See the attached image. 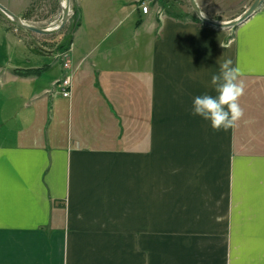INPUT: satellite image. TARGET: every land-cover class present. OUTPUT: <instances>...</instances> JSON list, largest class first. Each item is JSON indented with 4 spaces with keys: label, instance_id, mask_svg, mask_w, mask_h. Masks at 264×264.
Masks as SVG:
<instances>
[{
    "label": "crops",
    "instance_id": "crops-1",
    "mask_svg": "<svg viewBox=\"0 0 264 264\" xmlns=\"http://www.w3.org/2000/svg\"><path fill=\"white\" fill-rule=\"evenodd\" d=\"M83 1L68 70L0 11V47L45 53L0 62V264H264V7L231 33L149 0L103 28ZM196 1L218 21L225 0ZM0 3L22 19L29 0ZM228 58L245 115L216 132L193 101Z\"/></svg>",
    "mask_w": 264,
    "mask_h": 264
},
{
    "label": "rangeland",
    "instance_id": "rangeland-1",
    "mask_svg": "<svg viewBox=\"0 0 264 264\" xmlns=\"http://www.w3.org/2000/svg\"><path fill=\"white\" fill-rule=\"evenodd\" d=\"M10 3L14 4L15 7L19 8L21 5L27 3L28 0H8ZM65 0H29V4L26 10L23 13V20L31 25L40 28H54L56 27L61 18H62V3ZM117 0H102L100 2V17L102 18V26L105 28L109 23L111 25V18L113 15V4ZM255 0H225V7L222 10H214L210 11L212 16L222 22H227L233 20L239 15L243 14L246 11V8L250 7L251 4ZM159 3L162 5L167 12H172L176 15L188 16L194 14L192 7L190 6L189 0H149L148 6L152 3ZM87 4V0L83 1V8L85 9ZM71 18L65 28L61 30L59 33L50 36H43L39 34L31 35V38H34L39 45L46 47L48 49H59V46L64 42L66 37L70 34L76 19L74 17L75 8L77 6L76 0H71ZM215 6L217 3L215 2ZM264 7V6H263ZM10 24H14L8 19ZM15 25V24H14ZM229 32L233 33L234 28L229 30ZM33 42V39H31ZM11 45V54L8 53V43L5 42L4 47H0V62L7 63L10 59H14L13 53L14 51H19L25 48L31 49L32 52L40 57H45V53L42 49L33 42L32 44H15L13 41L10 43ZM240 250H236L238 252ZM248 252V250H246Z\"/></svg>",
    "mask_w": 264,
    "mask_h": 264
},
{
    "label": "clouds",
    "instance_id": "clouds-1",
    "mask_svg": "<svg viewBox=\"0 0 264 264\" xmlns=\"http://www.w3.org/2000/svg\"><path fill=\"white\" fill-rule=\"evenodd\" d=\"M222 48L231 47V43L221 42ZM242 69L238 63L228 58L219 64V72L211 76V84L216 95L203 94L194 98L192 114L210 122L216 131L227 132L234 129L244 117L240 99L245 94Z\"/></svg>",
    "mask_w": 264,
    "mask_h": 264
},
{
    "label": "water",
    "instance_id": "water-1",
    "mask_svg": "<svg viewBox=\"0 0 264 264\" xmlns=\"http://www.w3.org/2000/svg\"><path fill=\"white\" fill-rule=\"evenodd\" d=\"M71 0H65L62 3V18L59 22V24L54 28H40L36 27L34 25H31L27 22H25L23 19H21L19 16L14 14L11 10H9L7 7L2 5L0 3V11L11 21L15 24L16 27L20 29H24L30 32H33L35 34L43 35V36H50L55 35L59 33L61 30L65 28L67 23L69 22L71 18V6H70ZM190 6L192 7L194 13L198 17V19L211 27L221 29V30H231L233 28H236L242 24H244L246 21H248L251 17H253L255 14H257L264 6V0H255L249 8L246 9V11L241 14L239 17L227 21V22H219L215 21L213 19H210L206 17L202 11L200 6L198 5L196 0H189Z\"/></svg>",
    "mask_w": 264,
    "mask_h": 264
},
{
    "label": "built area",
    "instance_id": "built-area-1",
    "mask_svg": "<svg viewBox=\"0 0 264 264\" xmlns=\"http://www.w3.org/2000/svg\"><path fill=\"white\" fill-rule=\"evenodd\" d=\"M141 8L143 13L146 14L149 12L148 4L142 3ZM67 57H68V51H63L60 54H58V58L63 61V67L66 70L70 68V63ZM72 77H73L72 74L68 73L56 83V86L59 88L61 95L64 97H69L70 95V89L72 87V79H73Z\"/></svg>",
    "mask_w": 264,
    "mask_h": 264
},
{
    "label": "trees",
    "instance_id": "trees-1",
    "mask_svg": "<svg viewBox=\"0 0 264 264\" xmlns=\"http://www.w3.org/2000/svg\"><path fill=\"white\" fill-rule=\"evenodd\" d=\"M78 15H79V11H78V9L75 8V14H74L75 19L78 18ZM194 17L196 18L197 21H200L196 15H194ZM74 27H75V24H74ZM74 27L72 28V30H71L70 34L68 35V37H66L64 42L59 46V49L61 51H67V50L70 49V46H71V43H72V38H73L72 34H73ZM19 73H21V75H31V74H33L35 72H32L30 70V71H27V72H24V73H22V72H19Z\"/></svg>",
    "mask_w": 264,
    "mask_h": 264
}]
</instances>
